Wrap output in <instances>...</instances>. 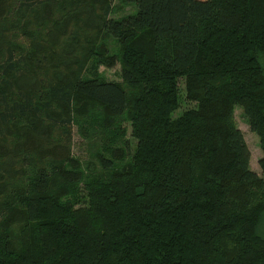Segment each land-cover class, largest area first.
<instances>
[{
    "label": "trees",
    "instance_id": "1",
    "mask_svg": "<svg viewBox=\"0 0 264 264\" xmlns=\"http://www.w3.org/2000/svg\"><path fill=\"white\" fill-rule=\"evenodd\" d=\"M115 1L0 0V264H264V0ZM111 40L126 87L83 74Z\"/></svg>",
    "mask_w": 264,
    "mask_h": 264
},
{
    "label": "rangeland",
    "instance_id": "2",
    "mask_svg": "<svg viewBox=\"0 0 264 264\" xmlns=\"http://www.w3.org/2000/svg\"><path fill=\"white\" fill-rule=\"evenodd\" d=\"M116 8L111 14L112 18L118 19L125 16H129L136 12V4L134 0H116ZM118 42L111 40L106 45V50H103V46L100 44L101 53H103L104 58L100 59V62L90 61L87 63L84 77L86 79H93L97 77L101 81H110L121 83L122 86L126 87L122 77V69L120 64L109 65L113 61L114 55L118 52ZM181 94L183 96L182 104L180 110L175 114L176 116L190 108H194L193 103H190L184 99L185 95V82L181 80L179 82ZM99 112L96 113V118H99ZM111 120L108 119L109 123ZM90 119H86V124L88 125ZM96 122V121H95ZM235 122L236 126L242 131L246 143L249 147L251 153V169L256 172L258 175L262 176V171L259 166V161L263 158V151L260 144L259 136L254 133L249 125V120L245 117L242 107L236 106L235 108ZM84 129V128H83ZM85 130V129H84ZM128 136L133 142V145L136 144L135 139H132L129 132ZM134 138V137H133ZM108 144V143H107ZM106 142L99 141L97 137L91 134L88 131H80L79 127L74 128L73 134V155L80 163V167L84 173L85 177H90L98 175L103 172V169L98 160V156L105 149ZM110 146V144H108ZM80 186V193L77 190H74L75 198H78L82 204L88 202L87 192L85 189Z\"/></svg>",
    "mask_w": 264,
    "mask_h": 264
}]
</instances>
